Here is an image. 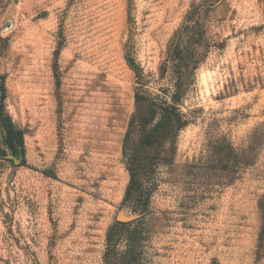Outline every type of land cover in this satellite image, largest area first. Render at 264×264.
Listing matches in <instances>:
<instances>
[{
    "label": "rangeland",
    "instance_id": "rangeland-1",
    "mask_svg": "<svg viewBox=\"0 0 264 264\" xmlns=\"http://www.w3.org/2000/svg\"><path fill=\"white\" fill-rule=\"evenodd\" d=\"M179 35L188 123L155 164L134 264H264V0H0V104L24 139L0 159V264H104L109 228L138 216L136 73L171 88Z\"/></svg>",
    "mask_w": 264,
    "mask_h": 264
},
{
    "label": "trees",
    "instance_id": "trees-1",
    "mask_svg": "<svg viewBox=\"0 0 264 264\" xmlns=\"http://www.w3.org/2000/svg\"><path fill=\"white\" fill-rule=\"evenodd\" d=\"M184 30L187 31L188 27L184 26ZM182 41L180 35L176 37L160 70V77L166 71L171 72V88L150 92L145 88V74L136 73L135 110L122 143V154L130 175L122 204L138 216L130 221H116L109 228L104 264H134L140 256L142 236L147 233L151 222L148 196L155 164L172 163L167 147L174 144L177 134L188 123L181 111L180 100L191 70L193 53L191 42L188 45ZM23 154V131L4 116L0 104V159L7 156L20 158ZM121 245L124 249L118 251Z\"/></svg>",
    "mask_w": 264,
    "mask_h": 264
},
{
    "label": "built area",
    "instance_id": "built-area-1",
    "mask_svg": "<svg viewBox=\"0 0 264 264\" xmlns=\"http://www.w3.org/2000/svg\"><path fill=\"white\" fill-rule=\"evenodd\" d=\"M10 27H12V25L10 24Z\"/></svg>",
    "mask_w": 264,
    "mask_h": 264
}]
</instances>
